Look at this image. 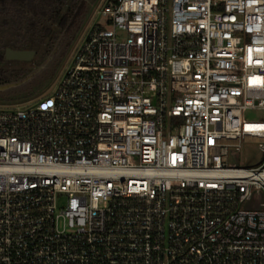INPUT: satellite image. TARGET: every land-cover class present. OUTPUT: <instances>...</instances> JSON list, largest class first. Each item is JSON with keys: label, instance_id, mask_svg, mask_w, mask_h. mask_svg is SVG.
Masks as SVG:
<instances>
[{"label": "built area", "instance_id": "built-area-1", "mask_svg": "<svg viewBox=\"0 0 264 264\" xmlns=\"http://www.w3.org/2000/svg\"><path fill=\"white\" fill-rule=\"evenodd\" d=\"M97 13L51 93L0 110V264H264V0Z\"/></svg>", "mask_w": 264, "mask_h": 264}, {"label": "rangeland", "instance_id": "rangeland-1", "mask_svg": "<svg viewBox=\"0 0 264 264\" xmlns=\"http://www.w3.org/2000/svg\"><path fill=\"white\" fill-rule=\"evenodd\" d=\"M103 1L88 0L79 29L70 35L68 46L66 45L68 36L62 35L59 26L55 23H48L47 27L50 26V31L47 35L42 34L41 31L32 32V35L26 39L27 47H16L34 51L33 56L27 60L4 57L5 48H15L17 39L15 32L10 28L0 27V110L26 106L52 92L63 70L68 66L73 48L79 43L83 34L94 22H103L102 17L97 13ZM70 2L71 0L65 1L63 9H66ZM244 115L247 119L259 120L262 112L250 110ZM229 159L238 165L253 166L261 161L262 152L257 144L247 143L241 150L233 151ZM261 197V192L254 193V207L258 206Z\"/></svg>", "mask_w": 264, "mask_h": 264}, {"label": "trees", "instance_id": "trees-1", "mask_svg": "<svg viewBox=\"0 0 264 264\" xmlns=\"http://www.w3.org/2000/svg\"><path fill=\"white\" fill-rule=\"evenodd\" d=\"M65 1L67 0H0V27L10 28L15 32V48L27 47L26 39L32 32L49 34L48 23L58 25L61 34L69 39L79 29L88 0H71L67 8L63 9ZM69 43L70 39L66 45Z\"/></svg>", "mask_w": 264, "mask_h": 264}, {"label": "water", "instance_id": "water-1", "mask_svg": "<svg viewBox=\"0 0 264 264\" xmlns=\"http://www.w3.org/2000/svg\"><path fill=\"white\" fill-rule=\"evenodd\" d=\"M34 54L31 49H13L11 47L5 48V56L7 59H20L27 60L30 59Z\"/></svg>", "mask_w": 264, "mask_h": 264}, {"label": "flooded vegetation", "instance_id": "flooded-vegetation-1", "mask_svg": "<svg viewBox=\"0 0 264 264\" xmlns=\"http://www.w3.org/2000/svg\"><path fill=\"white\" fill-rule=\"evenodd\" d=\"M12 48H13V47H12ZM13 49H19V48H13ZM4 57H6V56H5V52H4Z\"/></svg>", "mask_w": 264, "mask_h": 264}]
</instances>
